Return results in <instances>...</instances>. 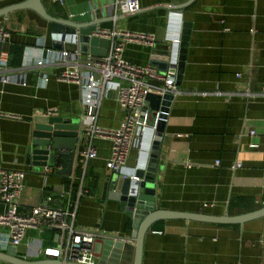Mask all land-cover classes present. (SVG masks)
I'll use <instances>...</instances> for the list:
<instances>
[{
	"label": "crops",
	"instance_id": "1",
	"mask_svg": "<svg viewBox=\"0 0 264 264\" xmlns=\"http://www.w3.org/2000/svg\"><path fill=\"white\" fill-rule=\"evenodd\" d=\"M26 0H0V10ZM187 0H140L134 14L117 10L115 0H43L49 14L78 23L100 20L101 27L131 33L154 34L155 40L167 41L175 21L191 22L187 60L180 87L182 95L173 101L162 141V168L158 170L157 208L212 215H235L264 207V97L243 95H196L195 92L222 90L240 92L246 88L261 91L264 86V0H194L179 12L175 7ZM115 19V18H114ZM11 42L22 43L25 50L53 47L51 23L36 12L20 9L0 16V28ZM102 52L103 48L98 47ZM153 44L128 38L124 55L138 64L151 60ZM68 50L73 51L71 47ZM15 70L18 80L0 78V165L24 172V185L18 204L24 211L49 203L68 206L70 197L58 198L51 188L64 184L77 195L79 173L74 178L32 171L25 164L31 139L33 118L56 108L64 118L82 117L84 105L81 86L61 81L57 73L64 66L55 62L29 69ZM43 74H47L44 78ZM42 77L44 79H42ZM25 80L26 84H22ZM16 114L21 119L2 114ZM45 115V114H44ZM116 93L104 99L98 124L115 129L124 119ZM84 121V119H83ZM254 130L255 135L250 132ZM252 143L258 144L252 148ZM97 157L89 160L85 192L77 208L76 225L99 233L94 249L97 264H132L134 242L127 223L132 220L117 201L107 199V161L112 141L95 137ZM87 145V139L82 150ZM216 160L220 164L216 165ZM138 149L131 152L126 165L134 169ZM241 162L242 167L231 166ZM78 168V167H77ZM74 189V190H73ZM5 205L0 202V211ZM8 228L0 226V237ZM62 231L29 229L17 255L26 260L56 259L36 254L33 248L56 246ZM8 246L0 249L7 251ZM0 264H10L2 261ZM142 264H264V217L244 224H214L193 220H158L143 244Z\"/></svg>",
	"mask_w": 264,
	"mask_h": 264
},
{
	"label": "built area",
	"instance_id": "2",
	"mask_svg": "<svg viewBox=\"0 0 264 264\" xmlns=\"http://www.w3.org/2000/svg\"><path fill=\"white\" fill-rule=\"evenodd\" d=\"M113 7L124 14H134L141 8L140 0H115ZM171 31L166 37L173 43V54L167 71L160 70L157 66L138 64L127 59L124 55L125 44L128 38L149 41L155 45V35L146 33H131L119 31L116 28L99 27L92 32V36H98L110 40L106 55L82 54L79 50L70 51L66 48L37 47L38 56L32 54V47L25 50L26 65L29 69L43 67L55 62L62 64L64 68L57 73L58 80L74 82L81 86L82 102L84 105V136L87 145L80 153L78 169L79 181L77 195L71 200L72 191L64 184L54 185L51 188L58 198L70 197L68 206H52L43 203L24 211L18 204L24 185V172L15 169H7L0 165V202L5 209L0 211V226L8 228L5 237H0V249L9 245L19 246L26 238L29 229H38L43 232L47 228H57L62 231L61 240L56 246L43 247L42 242L33 248L36 254H44L46 257H55L63 262H75L80 264H97V254L94 249L99 233L76 225L77 208L80 198L85 192V179L89 160L97 157V151L93 144L95 137L109 138L112 141L110 158L107 168L110 173H122L134 149L143 150L147 140L153 138L155 125H149L150 106L148 95L157 93L164 95L173 94L175 97L182 95L183 90L178 84L176 64L178 62L179 44L183 20L172 18ZM10 33L5 27L0 28V41L5 44ZM9 66V49L2 47L0 50V78L4 82L18 80L15 70ZM46 78L47 74H43ZM42 77V79H44ZM22 84H26L25 80ZM113 92L125 116L115 129L103 128L98 124L100 107L104 99ZM196 95H243L248 98L264 97V86L261 91H252L246 88L240 92H226L215 90L212 92H195ZM37 114L56 115V108H49L46 113ZM7 118L21 119L16 114H2ZM255 135L256 132H250ZM252 148L258 144L252 143ZM216 165L220 160H216ZM242 167L241 162H236L231 169ZM51 169L44 168L47 175ZM1 262V260H0Z\"/></svg>",
	"mask_w": 264,
	"mask_h": 264
},
{
	"label": "water",
	"instance_id": "3",
	"mask_svg": "<svg viewBox=\"0 0 264 264\" xmlns=\"http://www.w3.org/2000/svg\"><path fill=\"white\" fill-rule=\"evenodd\" d=\"M187 0L175 9L179 12L193 3ZM29 9L36 12L43 19L51 23L53 33V47L62 49L69 46L72 50H79L82 54L106 55L110 40L92 36L101 24L100 20H93L87 24L73 22L55 17L48 13L43 0H26L24 2L3 8L0 16H6L12 11ZM182 13V12H181ZM111 20H118V18ZM192 24L183 21L176 75L181 84L187 60V48ZM102 47V52L98 47ZM171 41H156L152 48L150 63L162 71H167L173 54ZM176 97L173 94L164 95L150 93L149 125L155 130L151 141L143 145L139 152V161L134 169L122 173H110L107 178V199L117 201L123 211L132 220L131 239L134 242L132 264H142L143 244L146 234L151 232L152 225L158 220H193L214 224H244L250 220L264 217V207L257 210L235 215H212L203 212H184L157 208L156 190L158 170L162 168L161 150L165 132V125L170 107ZM79 118H64L59 115L37 114L33 118L31 139L28 144L25 164L31 166L32 171L43 173L44 168L54 170L53 173L74 178L76 167L80 159L82 145L85 141L83 116ZM55 258V257H53ZM0 260L10 264H80L63 262L60 259L26 260L17 255V246L9 245L7 251L0 250ZM100 264V262L98 263Z\"/></svg>",
	"mask_w": 264,
	"mask_h": 264
},
{
	"label": "trees",
	"instance_id": "4",
	"mask_svg": "<svg viewBox=\"0 0 264 264\" xmlns=\"http://www.w3.org/2000/svg\"><path fill=\"white\" fill-rule=\"evenodd\" d=\"M25 45L22 43L11 42L9 45V66L11 68L20 67ZM74 190V189H73ZM131 222L127 223V229H131Z\"/></svg>",
	"mask_w": 264,
	"mask_h": 264
}]
</instances>
